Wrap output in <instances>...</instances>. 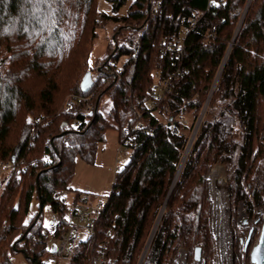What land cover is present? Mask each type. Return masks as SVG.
I'll return each instance as SVG.
<instances>
[{
	"label": "trees",
	"instance_id": "1",
	"mask_svg": "<svg viewBox=\"0 0 264 264\" xmlns=\"http://www.w3.org/2000/svg\"><path fill=\"white\" fill-rule=\"evenodd\" d=\"M107 1L113 12L128 5L127 13L101 15L98 0H0V162L9 163L0 264H12L16 252L47 264L43 210L67 216L72 206L62 194L72 190L77 157L93 163L108 129L130 157L96 235L73 246L68 264H94L101 255L103 264H173L180 249L190 261L197 247L214 264L208 175L218 164L226 168L233 227L239 205L254 226L264 222V0ZM112 17L122 22L116 39L101 68L92 67L96 22ZM170 45L183 46L182 54ZM89 71L95 85L84 93ZM74 193L77 203L83 194ZM34 200L42 213L27 221ZM246 230L235 229L240 237ZM234 245L235 261L253 247L241 238Z\"/></svg>",
	"mask_w": 264,
	"mask_h": 264
},
{
	"label": "rangeland",
	"instance_id": "2",
	"mask_svg": "<svg viewBox=\"0 0 264 264\" xmlns=\"http://www.w3.org/2000/svg\"><path fill=\"white\" fill-rule=\"evenodd\" d=\"M131 1V0H130ZM128 11V5L121 8L118 12H113L111 3L107 0H98V12L103 15L122 17ZM98 37L95 42V47L91 53L90 65L92 67L98 66L101 68V60L108 54V45L111 39L115 36L116 28L121 21L108 18L104 23L102 19L97 22ZM101 61V62H100ZM117 73V71H115ZM113 72V74H116ZM96 75L93 79L95 81ZM111 81V80H109ZM108 81V82H109ZM157 95L162 93L160 87L156 89ZM111 107L110 97H105L102 100L100 109L107 114ZM130 157V150L124 147L120 142L119 132L116 129H108L105 133V140L98 145V150L93 163L87 162L82 157H77L76 160V173L71 182L70 187L72 190L65 191L62 194V199L70 206H74L75 193L74 190H79L83 197L91 195L93 201L97 205L104 206L109 197L115 175L117 171L125 165ZM119 158H123L119 161ZM1 163V162H0ZM5 163V162H4ZM0 171V195L4 188L6 175L9 174L4 168ZM208 179L211 187V199L213 201V229L217 238V251L213 260L214 264H252L250 261V253L247 256L243 254L235 261V245L239 238L243 244L248 240L255 246L258 241L261 226H254L253 221L245 213L242 205H239L236 212V223L232 225V207L227 188V174L226 168L223 165H216L209 173ZM51 208L46 206L43 210L44 224L49 225ZM263 209L259 212L262 214ZM40 210L38 209V202L34 200L32 203L30 213L26 220L29 219ZM247 226L244 233L235 231L239 227ZM81 234L84 239L89 236V233L81 229ZM252 247V248H253ZM188 250L182 248L179 250L177 257L174 259L173 264H206L205 257L202 256L201 261H195L194 258L189 261ZM12 264H29L28 259L23 253L16 252L11 255ZM58 264H68L67 258H61Z\"/></svg>",
	"mask_w": 264,
	"mask_h": 264
},
{
	"label": "built area",
	"instance_id": "3",
	"mask_svg": "<svg viewBox=\"0 0 264 264\" xmlns=\"http://www.w3.org/2000/svg\"><path fill=\"white\" fill-rule=\"evenodd\" d=\"M194 23L190 24L185 35L189 34V31L194 27ZM182 49L183 46L177 48H175L174 45L169 46V50L172 51V55H175V57H179V55L182 54ZM162 55H165V50ZM181 73L182 71L178 70L171 80L166 81V91L170 90L172 83L176 81ZM92 109V105L87 106L88 111H91ZM146 132H148V130H146ZM122 160L123 158H119V161ZM8 166L9 163H0V168H7ZM104 209L105 204L104 206H101L100 204L97 205L92 197L88 196L79 199L75 206L70 208V211L65 218H62L60 213L51 210L50 220L48 222L49 225L46 229L49 237L48 245L52 253L47 257V264H58V259L67 257L72 253L73 246L84 240L80 232L81 229H84L89 233L88 237L95 236L97 225ZM111 232L112 229L108 234ZM92 259L94 264H103L106 261V257L103 255Z\"/></svg>",
	"mask_w": 264,
	"mask_h": 264
},
{
	"label": "water",
	"instance_id": "4",
	"mask_svg": "<svg viewBox=\"0 0 264 264\" xmlns=\"http://www.w3.org/2000/svg\"><path fill=\"white\" fill-rule=\"evenodd\" d=\"M113 39L115 40L116 36H114ZM94 85H95V81L93 79V74H92L91 71H89V72L86 73V75L82 79V83H81L82 91L84 93H87L94 87ZM199 125H200V122H199V124L197 125V127H196V129L194 131V134H193V136L191 138V141H190V144L188 146V150H189V148L191 146V143L194 140V137H195V135H196V133L198 131ZM188 150H187V152H188ZM184 160H185V158L183 159V161L181 163L179 172H180V170H181V168L183 166ZM179 172H178V174H179ZM41 213H42V210H40L39 216L41 215ZM39 216H38V218H39ZM154 233H155V230L153 231V233H152V235L150 237L149 244H150V242H151V240H152V238L154 236ZM149 244L147 245V248H146V250L144 252V255L142 257V261L144 259V256L146 255V252H147V249L149 247ZM258 248L260 249L259 253H257V249ZM25 256L27 258H29L26 253H25ZM194 260L195 261H201L202 260V249L200 247H197L196 250H195ZM142 261H141V263H142ZM250 261H251L252 264H264V222H263L262 227H261V231H260V235H259L258 241L255 244V246L252 248V251L250 253Z\"/></svg>",
	"mask_w": 264,
	"mask_h": 264
},
{
	"label": "snow or ice",
	"instance_id": "5",
	"mask_svg": "<svg viewBox=\"0 0 264 264\" xmlns=\"http://www.w3.org/2000/svg\"><path fill=\"white\" fill-rule=\"evenodd\" d=\"M33 2H34L36 5H39V4H41V3H48L49 0H33ZM26 223H27V221H26ZM45 227H48V225L46 224ZM259 252H260V249L258 248V249H257V253H259Z\"/></svg>",
	"mask_w": 264,
	"mask_h": 264
}]
</instances>
